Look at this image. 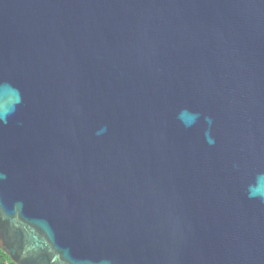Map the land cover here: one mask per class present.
Listing matches in <instances>:
<instances>
[{"label":"water","instance_id":"water-1","mask_svg":"<svg viewBox=\"0 0 264 264\" xmlns=\"http://www.w3.org/2000/svg\"><path fill=\"white\" fill-rule=\"evenodd\" d=\"M0 249L264 264V0H0Z\"/></svg>","mask_w":264,"mask_h":264},{"label":"trees","instance_id":"trees-1","mask_svg":"<svg viewBox=\"0 0 264 264\" xmlns=\"http://www.w3.org/2000/svg\"><path fill=\"white\" fill-rule=\"evenodd\" d=\"M0 264H16L0 249Z\"/></svg>","mask_w":264,"mask_h":264}]
</instances>
